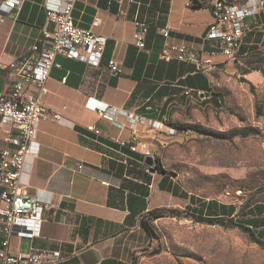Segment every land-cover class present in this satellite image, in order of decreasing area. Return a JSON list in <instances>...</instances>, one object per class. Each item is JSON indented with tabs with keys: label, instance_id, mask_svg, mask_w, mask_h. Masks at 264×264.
Returning a JSON list of instances; mask_svg holds the SVG:
<instances>
[{
	"label": "crops",
	"instance_id": "obj_1",
	"mask_svg": "<svg viewBox=\"0 0 264 264\" xmlns=\"http://www.w3.org/2000/svg\"><path fill=\"white\" fill-rule=\"evenodd\" d=\"M197 2L200 5L195 0H77L73 22L106 39L104 56L98 67L56 57L60 68L51 70L41 103L60 120L37 123L19 179L21 187L47 208L40 235L32 240L13 237L12 253L59 251L68 256L64 264H132L150 242L143 225L148 212L192 206L173 177L157 169L150 173L142 149L133 152L130 147L140 142L152 156L153 123L175 130V125L192 123L218 109L223 99L219 91L242 65L239 59L229 62L217 56L218 65L203 73L191 64L160 60L164 40L159 29L164 26L170 30V44L196 53L210 50L204 41L213 22L210 4ZM61 4L62 0H25L16 18L0 14V65L29 56L33 47L39 50L43 30L53 29L47 12ZM261 10L245 20L237 58L264 45V7ZM135 22L152 25L142 50L133 43ZM111 59L119 72L109 69ZM10 83L0 69V90ZM184 88L212 90L220 104L196 93L186 96ZM5 147L0 144V150ZM79 164L82 170L77 169Z\"/></svg>",
	"mask_w": 264,
	"mask_h": 264
},
{
	"label": "rangeland",
	"instance_id": "obj_2",
	"mask_svg": "<svg viewBox=\"0 0 264 264\" xmlns=\"http://www.w3.org/2000/svg\"><path fill=\"white\" fill-rule=\"evenodd\" d=\"M257 5L258 12L264 0ZM236 59L242 65L219 91L221 106L182 124L188 129L154 128L151 151L196 206L213 201L232 206L234 213L220 224L201 222L184 210L148 220L154 234L134 264H264V244L235 225L264 206V45ZM250 71L256 73L245 76ZM252 230L264 234V228Z\"/></svg>",
	"mask_w": 264,
	"mask_h": 264
},
{
	"label": "built area",
	"instance_id": "obj_3",
	"mask_svg": "<svg viewBox=\"0 0 264 264\" xmlns=\"http://www.w3.org/2000/svg\"><path fill=\"white\" fill-rule=\"evenodd\" d=\"M24 1L0 0V14L16 18ZM76 2L62 0L59 8L47 12V23L53 29L43 30L39 50L33 47L29 56L0 65V69L11 78L9 88L0 90V144L6 145L0 150V264H64L68 260V256L59 251L31 249L25 253H12L9 244L13 237L28 240L38 237L43 223L42 214L47 208L21 187L19 179L37 135V123L48 118L60 120L58 114L41 103L51 70L60 68L56 57L81 60L91 67H98L104 56L106 39L74 24L72 11ZM257 2L248 0L243 4H232L215 0L210 5L213 22L204 37L210 46L207 52L196 53L185 46L172 45L168 42L169 28L159 29L164 40L160 60L191 64L203 73L218 65L217 56H222L225 61H235L243 43L244 22L257 14ZM135 27L133 43L142 50L149 26L145 22H135ZM108 67L115 73L119 72L113 59ZM31 89L37 93L29 94ZM183 93L209 97V92L190 88H184ZM152 127L156 128V124L153 123ZM92 131L101 135L99 130ZM139 148L145 157L153 158L140 142L130 147L133 152ZM82 168L81 164L77 167L78 170Z\"/></svg>",
	"mask_w": 264,
	"mask_h": 264
},
{
	"label": "trees",
	"instance_id": "obj_4",
	"mask_svg": "<svg viewBox=\"0 0 264 264\" xmlns=\"http://www.w3.org/2000/svg\"><path fill=\"white\" fill-rule=\"evenodd\" d=\"M196 5H200L197 0ZM208 7L211 9V6L208 5ZM164 24H162L163 26ZM149 30L152 28V25L148 24ZM165 27V26H164ZM163 27V28H164ZM148 30V31H149ZM148 34V33H147ZM161 36V35H160ZM162 37V36H161ZM209 92V97L215 99L218 104H220V100L216 97L217 94H215L212 90H208ZM189 126H184V125H175V130L176 131H181L184 129H188ZM144 163V162H143ZM155 164H156V169L165 173V171L161 168L159 159H155ZM149 169V168H147ZM143 179L146 185L150 184V176L145 173L143 175ZM147 187L144 186L143 191H142V196L146 197L147 196ZM140 202V199L138 200ZM190 204L192 206H188L184 209V212L197 217L196 219H199L201 222H207V223H221V219H229L234 213V208L232 206H225L223 204H217L216 202L209 201L206 204L204 202H200L198 206L193 207L194 201L190 197ZM145 208V206H144ZM181 214L180 210L177 209H156L148 212L147 216H145V220H143V225L148 231L149 235L154 234V229L153 226L148 222L150 219H158L161 218L167 214L171 215H179ZM255 215L252 216L250 219H246L244 223H236L235 225L244 233H246L251 239H253L255 242H257L260 245L264 244V234L262 237L257 236L253 232L254 229L258 228H264V206L263 207H256L255 209ZM251 214V213H250ZM128 220V219H127ZM253 227V228H252ZM134 264V262L132 263Z\"/></svg>",
	"mask_w": 264,
	"mask_h": 264
},
{
	"label": "water",
	"instance_id": "obj_5",
	"mask_svg": "<svg viewBox=\"0 0 264 264\" xmlns=\"http://www.w3.org/2000/svg\"><path fill=\"white\" fill-rule=\"evenodd\" d=\"M144 165L149 168L150 173H154L156 170L155 161L152 157H146L144 159Z\"/></svg>",
	"mask_w": 264,
	"mask_h": 264
}]
</instances>
